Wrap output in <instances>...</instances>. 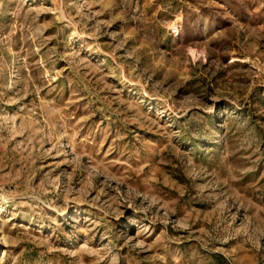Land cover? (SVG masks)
I'll use <instances>...</instances> for the list:
<instances>
[{
  "label": "rangeland",
  "instance_id": "374dc122",
  "mask_svg": "<svg viewBox=\"0 0 264 264\" xmlns=\"http://www.w3.org/2000/svg\"><path fill=\"white\" fill-rule=\"evenodd\" d=\"M0 264H264V0H0Z\"/></svg>",
  "mask_w": 264,
  "mask_h": 264
}]
</instances>
